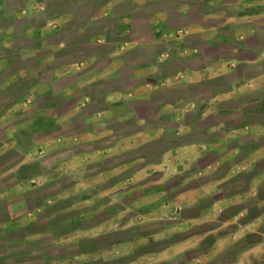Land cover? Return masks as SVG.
Here are the masks:
<instances>
[{
  "label": "crops",
  "instance_id": "1",
  "mask_svg": "<svg viewBox=\"0 0 264 264\" xmlns=\"http://www.w3.org/2000/svg\"><path fill=\"white\" fill-rule=\"evenodd\" d=\"M62 100L67 107L53 123L86 113L90 127L68 136L27 133L29 119ZM32 105L35 112L20 121ZM263 111L264 0H0V264H94L107 256V247L77 249V238L87 229L58 216L54 204L61 190L50 179L55 170L46 185H32L33 175H24L22 168L39 158L40 148L54 151L61 137L76 143L84 136L83 142L115 133L109 147L73 152L71 169L81 160L102 157L100 151L119 154L126 145L158 140L168 128L187 136L202 127L199 123H211L204 138L164 148L158 163L171 160L173 166L201 160L239 138L249 124L251 131L259 126L264 134V118L253 117ZM129 121L138 130L116 134L113 123ZM247 143L238 141L205 166L245 161L247 170L264 156L262 144L238 158L235 149ZM254 180L256 196L264 169ZM242 193L218 196L215 202L239 196L240 201L224 206L244 203L233 217L242 216L249 207ZM256 200L258 213L245 227L219 236L202 264L264 262V200ZM62 222L69 225L63 231ZM249 235L257 239L249 241ZM237 243L245 246L232 254ZM172 258L166 255L163 261Z\"/></svg>",
  "mask_w": 264,
  "mask_h": 264
},
{
  "label": "rangeland",
  "instance_id": "2",
  "mask_svg": "<svg viewBox=\"0 0 264 264\" xmlns=\"http://www.w3.org/2000/svg\"><path fill=\"white\" fill-rule=\"evenodd\" d=\"M258 69L260 67L253 70ZM46 77H49L48 74ZM35 106L23 111L20 121L28 119L35 112ZM65 107L67 103L62 100L55 109L37 113L31 121L29 119L31 126L26 132L36 129L42 137L68 136L90 127L84 122L86 113L64 123H53L52 117ZM253 117L264 118V111ZM113 124L119 136L134 133L140 127L132 121ZM199 124L202 127L187 136L178 135V130L172 127L160 139L131 147L126 145L125 151L119 154L111 155V150L100 151L102 157L89 163L90 159L87 162L81 160L77 168L71 169L67 165L73 152L100 150L104 145L109 147L112 144L110 137L115 133L83 142L86 139L84 136V140L78 139L76 143L61 137L59 141L56 139L54 151L40 148L37 153L39 158L22 170L24 175H33L30 180L32 185H46L50 179H55L56 189L61 190L59 202L54 204L58 216L62 219L71 217L76 227L87 229L77 238L81 240L78 250L108 248L102 263L98 260L94 264H202L211 257L217 238L227 236L239 226L243 227L242 224L260 210L256 198L264 200V182L257 195L253 196L256 191L254 178L264 169V156L247 170H244L245 161H239L235 166L229 160L215 161L208 166L205 164L225 150L236 148L235 144L245 138L249 143L235 149L238 158H243L251 148L264 144V134L259 126L251 131L249 124L245 131L238 134L239 138L211 151L201 160L183 161L185 163L173 166L171 160L158 163L169 144L204 138V128L211 123ZM24 131L21 132L23 135ZM96 156L98 154L92 157ZM117 165L119 167L115 168ZM51 169L58 174L53 176ZM241 169L242 173L236 175ZM230 175L236 176L228 178ZM240 192H243L242 196L247 195L249 202L248 212L242 216L233 217L243 209L244 203L224 206L231 201H240L239 196L224 203L215 202L218 196ZM68 202L73 205L68 207ZM63 223L60 225L62 231L69 227ZM102 230L103 237H100ZM247 239L254 241L257 236L249 235ZM115 244L117 247L113 246ZM171 244H174L173 250L163 252ZM244 244H235L232 254L241 250ZM170 254L173 258L164 262L163 259Z\"/></svg>",
  "mask_w": 264,
  "mask_h": 264
},
{
  "label": "trees",
  "instance_id": "3",
  "mask_svg": "<svg viewBox=\"0 0 264 264\" xmlns=\"http://www.w3.org/2000/svg\"><path fill=\"white\" fill-rule=\"evenodd\" d=\"M237 244H239V243H237ZM237 244H236V245H237ZM236 245H235V246H236ZM263 258H264V257H262V259H263Z\"/></svg>",
  "mask_w": 264,
  "mask_h": 264
}]
</instances>
